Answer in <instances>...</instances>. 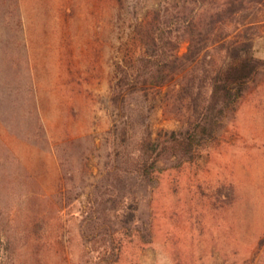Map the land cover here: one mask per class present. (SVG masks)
<instances>
[{
  "label": "rangeland",
  "instance_id": "1",
  "mask_svg": "<svg viewBox=\"0 0 264 264\" xmlns=\"http://www.w3.org/2000/svg\"><path fill=\"white\" fill-rule=\"evenodd\" d=\"M165 3L0 0V264H264V71L209 154L162 162L155 182L132 185L146 238L116 217L128 197L101 203L127 153L182 127L186 105L202 99L180 100L178 80L111 100L117 60L130 64L138 49L135 20ZM221 25L264 61V0ZM221 60L210 48L199 72Z\"/></svg>",
  "mask_w": 264,
  "mask_h": 264
},
{
  "label": "trees",
  "instance_id": "2",
  "mask_svg": "<svg viewBox=\"0 0 264 264\" xmlns=\"http://www.w3.org/2000/svg\"><path fill=\"white\" fill-rule=\"evenodd\" d=\"M226 1L225 5H217V0H166L164 5L149 9L133 24L131 39L138 49L131 54V63L124 64L120 58L116 62L111 96L115 105L128 94L143 93L147 97L152 89L161 90L178 80L183 81L178 89L180 100L193 98L196 90L202 96L200 103L191 100L186 105L187 117L182 127L160 130L157 136L148 134L138 142L136 154L127 153L115 167L110 195L101 203L112 202L116 208L120 198L128 197L124 212L116 217L129 237L134 232L140 235L144 228L137 225L138 199L132 185L155 182L162 162L193 163L209 154L227 121L235 116L249 84L264 71V61L253 54L250 39L229 38L221 32L224 16L258 0ZM206 5L214 6L208 19L203 18ZM184 42L187 51L181 54ZM210 48L222 54V60L210 62L199 72ZM197 78L199 85L194 86ZM125 178L131 184H122ZM110 208L112 212L114 207ZM109 214L104 209L105 227H111ZM146 236L144 231L140 239ZM122 243L119 238V244Z\"/></svg>",
  "mask_w": 264,
  "mask_h": 264
}]
</instances>
